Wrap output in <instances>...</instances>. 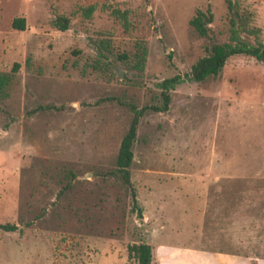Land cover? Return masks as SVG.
Here are the masks:
<instances>
[{
	"label": "rangeland",
	"instance_id": "rangeland-1",
	"mask_svg": "<svg viewBox=\"0 0 264 264\" xmlns=\"http://www.w3.org/2000/svg\"><path fill=\"white\" fill-rule=\"evenodd\" d=\"M212 13L208 36L188 24ZM246 36L264 44V0H243ZM67 17L68 28L53 25ZM22 16L24 29L11 27ZM226 0H0V264H264V63L230 56L187 78L228 39ZM129 176L114 173L131 112Z\"/></svg>",
	"mask_w": 264,
	"mask_h": 264
},
{
	"label": "trees",
	"instance_id": "trees-1",
	"mask_svg": "<svg viewBox=\"0 0 264 264\" xmlns=\"http://www.w3.org/2000/svg\"><path fill=\"white\" fill-rule=\"evenodd\" d=\"M241 1L243 0H226L229 14L228 39L223 43H212L206 48L204 55L198 57L190 65L186 75L189 80L199 82L208 76H216L220 72L225 61L233 55H246L254 58L258 62L264 63V44L259 41H250L246 36L241 35L242 33L246 34L248 31V17L243 13V9L240 8ZM211 21L212 13L208 7L205 9L196 8L193 15L188 20V24L199 36L205 37L209 34V23H211ZM68 22L69 20L67 17L56 15L52 23L57 29L65 30L68 28ZM11 27L17 30H23L24 18L22 16L13 17ZM180 81V76L175 74L157 83L160 89V101L158 104L143 105L141 107H136L131 103L125 104L131 112V117L119 141L114 161V173L126 185L130 196L131 207L139 218H141V212L137 203L135 188L129 176V166L133 157L132 146L136 138L137 123L147 110L157 112L167 110L170 100L169 90ZM3 84L4 80L0 81V86ZM16 228L14 223H0V229L4 231H13ZM126 249L128 255L135 260V264H151V247L146 242L138 241L129 243Z\"/></svg>",
	"mask_w": 264,
	"mask_h": 264
}]
</instances>
